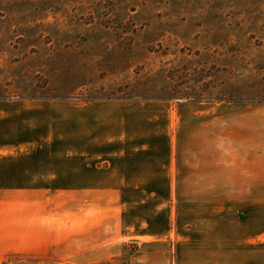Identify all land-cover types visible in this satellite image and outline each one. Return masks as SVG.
<instances>
[{
	"label": "rangeland",
	"instance_id": "374dc122",
	"mask_svg": "<svg viewBox=\"0 0 264 264\" xmlns=\"http://www.w3.org/2000/svg\"><path fill=\"white\" fill-rule=\"evenodd\" d=\"M96 101L182 105L207 132L258 135L264 0H0V155L28 136L42 155L30 170L52 171L0 164V264H133L146 239L117 230L152 199L173 232L182 212H253L261 199L264 215V190H121L101 188L115 174L71 173Z\"/></svg>",
	"mask_w": 264,
	"mask_h": 264
},
{
	"label": "crops",
	"instance_id": "0c3cea01",
	"mask_svg": "<svg viewBox=\"0 0 264 264\" xmlns=\"http://www.w3.org/2000/svg\"><path fill=\"white\" fill-rule=\"evenodd\" d=\"M108 107L116 108L114 113H107ZM84 112L85 133L73 141L71 173L116 175L115 185L101 188L264 190V118L252 129L258 135L237 140L235 128L228 130L226 139L216 126L207 132L202 117L182 105L96 101ZM30 142L26 136L18 150L0 155V164L18 162L25 175L52 172L40 166L30 170L33 160L42 156ZM149 202L141 212H128L117 230L123 238L146 239V248L134 251L138 255L133 264H264L261 199L253 212L178 213L175 232L166 211L157 213L156 200ZM213 207L218 209L220 202Z\"/></svg>",
	"mask_w": 264,
	"mask_h": 264
}]
</instances>
